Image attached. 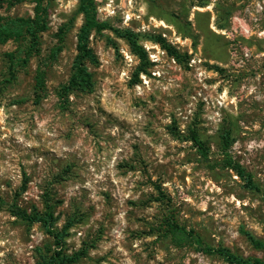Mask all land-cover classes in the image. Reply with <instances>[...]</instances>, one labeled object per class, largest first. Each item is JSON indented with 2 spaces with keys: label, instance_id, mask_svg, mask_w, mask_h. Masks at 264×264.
Wrapping results in <instances>:
<instances>
[{
  "label": "rangeland",
  "instance_id": "1",
  "mask_svg": "<svg viewBox=\"0 0 264 264\" xmlns=\"http://www.w3.org/2000/svg\"><path fill=\"white\" fill-rule=\"evenodd\" d=\"M78 4L51 0L40 55L15 81L6 54L19 43L0 44V264H40L54 249L39 224L12 213H41L46 202L58 230L70 225L63 253L85 250L72 264H228L206 246L263 259L244 234L264 240V0H94L97 21L135 34L148 62L139 71L123 38L92 32V89L64 101L57 92L76 54ZM0 15L29 17L33 5L0 0Z\"/></svg>",
  "mask_w": 264,
  "mask_h": 264
},
{
  "label": "trees",
  "instance_id": "2",
  "mask_svg": "<svg viewBox=\"0 0 264 264\" xmlns=\"http://www.w3.org/2000/svg\"><path fill=\"white\" fill-rule=\"evenodd\" d=\"M29 2L33 5V15L29 17H3L0 15V44H4L10 40L19 43L16 49L6 54L8 62L9 80L15 81L17 73L25 69L30 60L40 55V37L41 34L48 30L49 4L51 0H7V7H12L17 4ZM77 13L82 15L83 22L76 37V54L72 60L71 72L65 84L60 86L57 95L61 100H67L68 96L74 92L87 93L90 92L93 86L92 76L88 71L87 64H95L96 57L89 48V37L92 32L100 33L103 30L110 29L118 37L123 38L129 45L130 51L139 60V71L143 72V66L148 62L145 50L138 45L136 35L130 31L112 29L104 22H98L95 14L94 0H79ZM66 26L59 28L57 34V45L50 50L47 61L53 62L61 52L63 37ZM160 43V42H159ZM164 51L169 57H172L177 62H180L178 52L162 42L160 43ZM45 66L46 62H42L36 69L34 76V102L37 104L43 99L42 93L45 91ZM138 74H135V78ZM194 146L197 148L199 155L206 159L207 150L203 147L199 137L195 131H191L188 137ZM230 169L244 181L246 187L253 191H259V188L253 182L252 177L245 173L244 169L238 164H228ZM44 210L41 213L33 211L28 213L25 210L16 209L13 215L29 224H39L45 234L52 238L53 250L48 251V255L41 258L40 264H72L77 259L84 255L85 250L82 249L73 256H68L63 253L64 240L68 236L69 223L65 224L61 230L55 227L56 217L53 215L52 207L44 204ZM166 226L175 233L178 228L172 222L167 221ZM184 234L189 236L191 233ZM250 245L264 251V240L256 239L249 233L244 234ZM206 254H215L222 258L228 264H264L263 259L243 258L231 253L223 247L211 248L204 247L201 249Z\"/></svg>",
  "mask_w": 264,
  "mask_h": 264
}]
</instances>
